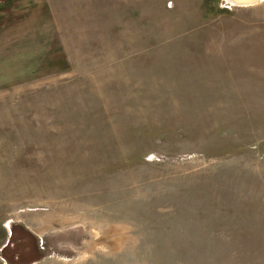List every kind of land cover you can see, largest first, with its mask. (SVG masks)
Returning <instances> with one entry per match:
<instances>
[{
  "label": "rangeland",
  "instance_id": "1",
  "mask_svg": "<svg viewBox=\"0 0 264 264\" xmlns=\"http://www.w3.org/2000/svg\"><path fill=\"white\" fill-rule=\"evenodd\" d=\"M0 264H264V0H0Z\"/></svg>",
  "mask_w": 264,
  "mask_h": 264
},
{
  "label": "water",
  "instance_id": "2",
  "mask_svg": "<svg viewBox=\"0 0 264 264\" xmlns=\"http://www.w3.org/2000/svg\"><path fill=\"white\" fill-rule=\"evenodd\" d=\"M259 1H261V0H245V1L244 0H237V1L233 2V4H235V5H248V4H253V3H256Z\"/></svg>",
  "mask_w": 264,
  "mask_h": 264
},
{
  "label": "bare ground",
  "instance_id": "3",
  "mask_svg": "<svg viewBox=\"0 0 264 264\" xmlns=\"http://www.w3.org/2000/svg\"><path fill=\"white\" fill-rule=\"evenodd\" d=\"M228 2H230L231 4H233V2L237 1V0H227ZM245 1V0H244Z\"/></svg>",
  "mask_w": 264,
  "mask_h": 264
}]
</instances>
